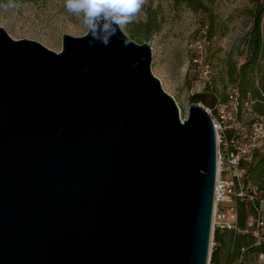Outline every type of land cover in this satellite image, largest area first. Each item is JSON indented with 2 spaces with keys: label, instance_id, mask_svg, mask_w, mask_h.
<instances>
[{
  "label": "water",
  "instance_id": "95a60500",
  "mask_svg": "<svg viewBox=\"0 0 264 264\" xmlns=\"http://www.w3.org/2000/svg\"><path fill=\"white\" fill-rule=\"evenodd\" d=\"M0 27V264H209L217 136L151 44Z\"/></svg>",
  "mask_w": 264,
  "mask_h": 264
},
{
  "label": "rangeland",
  "instance_id": "374dc122",
  "mask_svg": "<svg viewBox=\"0 0 264 264\" xmlns=\"http://www.w3.org/2000/svg\"><path fill=\"white\" fill-rule=\"evenodd\" d=\"M251 7L249 0H147L122 29L136 43L151 44L152 72L175 99L183 120L191 104L213 109L238 85L248 55L243 39L252 28ZM151 20L159 25L158 32L144 26ZM0 27L15 40H34L55 52L62 51L64 34L81 37L87 33L82 17L68 12L64 0H16L15 7L0 9ZM253 79L255 88L264 94V72ZM198 96L202 102H197ZM245 121L248 125L250 120ZM243 212V227L232 241L244 237L253 243L248 228L251 212L247 208ZM215 248L216 242L211 256ZM244 249L233 248L223 256L224 264L232 257L234 262Z\"/></svg>",
  "mask_w": 264,
  "mask_h": 264
},
{
  "label": "built area",
  "instance_id": "2783aa9c",
  "mask_svg": "<svg viewBox=\"0 0 264 264\" xmlns=\"http://www.w3.org/2000/svg\"><path fill=\"white\" fill-rule=\"evenodd\" d=\"M262 97L264 94L261 92ZM261 102L252 93L242 97L237 86L225 101L213 109L205 108L211 116L217 136V180L214 192L211 249L215 246L217 230L240 232V208L251 212L248 228L255 245L264 243V197L257 187L247 182L248 169L255 162V152L264 143V115L254 106ZM245 119H249L248 125ZM244 249L232 264H243ZM212 256L210 254L209 264ZM253 264H264V252L254 257Z\"/></svg>",
  "mask_w": 264,
  "mask_h": 264
},
{
  "label": "trees",
  "instance_id": "16d2710c",
  "mask_svg": "<svg viewBox=\"0 0 264 264\" xmlns=\"http://www.w3.org/2000/svg\"><path fill=\"white\" fill-rule=\"evenodd\" d=\"M252 7L249 9V15L251 18L252 28L250 32L243 39L247 50V60L242 66L239 72L238 89L242 97H246L248 93H252L253 96L259 99L261 102H257L254 106L255 110L264 115V97L258 89L255 88L254 75L259 72H264V65H261V61H264V0H249ZM145 27L153 28L154 32L160 30L159 25L152 20L144 24ZM233 74V73H232ZM201 96L197 97V102H202ZM248 183H251L258 188L262 196L264 197V143L257 148L255 152V162L248 169ZM246 209L245 205L240 208L239 226L241 225V215L244 214ZM247 223V222H246ZM236 231H220L215 233L216 248L212 255V264H224L223 256L228 255L232 249L239 250L241 247H247L245 254V261L243 264H253L254 257L259 252H264V243L255 245L249 238H237L236 241H232L233 235ZM233 258L226 264H232ZM235 261V260H234Z\"/></svg>",
  "mask_w": 264,
  "mask_h": 264
},
{
  "label": "clouds",
  "instance_id": "9594fccd",
  "mask_svg": "<svg viewBox=\"0 0 264 264\" xmlns=\"http://www.w3.org/2000/svg\"><path fill=\"white\" fill-rule=\"evenodd\" d=\"M147 0H64L68 12L82 17V24L91 36L89 44L107 47L112 37L132 22ZM16 6V0H0V9Z\"/></svg>",
  "mask_w": 264,
  "mask_h": 264
},
{
  "label": "bare ground",
  "instance_id": "6f19581e",
  "mask_svg": "<svg viewBox=\"0 0 264 264\" xmlns=\"http://www.w3.org/2000/svg\"><path fill=\"white\" fill-rule=\"evenodd\" d=\"M180 115H181V117H182V112L180 111ZM183 119V118H182ZM219 171H220V169L218 168V174H219Z\"/></svg>",
  "mask_w": 264,
  "mask_h": 264
}]
</instances>
